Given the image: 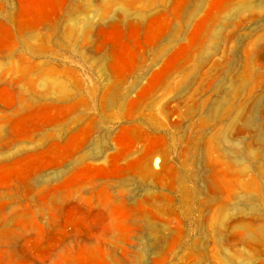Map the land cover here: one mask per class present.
I'll use <instances>...</instances> for the list:
<instances>
[{"label": "rangeland", "instance_id": "obj_1", "mask_svg": "<svg viewBox=\"0 0 264 264\" xmlns=\"http://www.w3.org/2000/svg\"><path fill=\"white\" fill-rule=\"evenodd\" d=\"M0 264H264V0H0Z\"/></svg>", "mask_w": 264, "mask_h": 264}]
</instances>
